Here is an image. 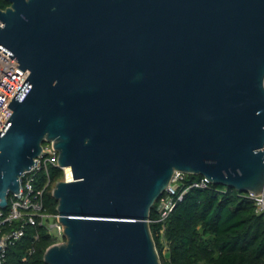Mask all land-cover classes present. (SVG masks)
Wrapping results in <instances>:
<instances>
[{"label":"water","instance_id":"water-1","mask_svg":"<svg viewBox=\"0 0 264 264\" xmlns=\"http://www.w3.org/2000/svg\"><path fill=\"white\" fill-rule=\"evenodd\" d=\"M3 1L0 49L28 76L0 211L44 142L71 171L45 264H161L149 216L175 172L264 193V0Z\"/></svg>","mask_w":264,"mask_h":264},{"label":"trees","instance_id":"trees-1","mask_svg":"<svg viewBox=\"0 0 264 264\" xmlns=\"http://www.w3.org/2000/svg\"><path fill=\"white\" fill-rule=\"evenodd\" d=\"M7 5L0 0L1 9ZM47 174L43 207L46 213L55 214L51 191L63 173L49 166ZM46 177L45 171L37 175L35 189L44 184ZM200 178L185 175L183 187ZM2 212L5 214L7 208ZM157 215L155 202L149 226L161 264H264V219L255 213L243 193L213 184L205 189L191 188L163 223L157 222ZM21 225L19 221L4 223L0 235ZM23 231L19 240L6 247L2 264H45L43 255L55 239L42 226L25 225Z\"/></svg>","mask_w":264,"mask_h":264},{"label":"built area","instance_id":"built-area-1","mask_svg":"<svg viewBox=\"0 0 264 264\" xmlns=\"http://www.w3.org/2000/svg\"><path fill=\"white\" fill-rule=\"evenodd\" d=\"M2 51L0 49V132H2V127H5L6 121L12 114L11 109L7 105L15 94L18 93V90L21 89V85L28 76V71L18 69L17 62L10 58L8 53L4 54ZM43 149L44 152L35 159L37 164L33 165L31 170L21 174V193L10 195L8 197L7 212L4 214L0 211V232L4 223H10L12 221L22 223L18 229L0 235V247L2 248L0 251V264H2L6 247L23 236V226L25 225L44 227L48 234L55 239L54 244L62 242L64 239L62 233L63 227L58 221V213L49 214L44 211L43 194L49 184L47 174V168L49 166L62 170L63 176L61 181H70L71 177L68 178L66 168L57 166V153L52 147L43 146ZM41 171H45L47 177L44 184L40 188L35 189L34 183L36 182L37 175ZM184 179L185 174L175 172L167 190L157 200V222H164L176 203L182 201L184 193L189 189H205L210 184L205 178L201 177L187 187H183ZM243 196L253 204L255 213L264 219V193H261V196L258 197H255L252 193H243ZM162 232L163 225L160 230V233Z\"/></svg>","mask_w":264,"mask_h":264},{"label":"bare ground","instance_id":"bare-ground-1","mask_svg":"<svg viewBox=\"0 0 264 264\" xmlns=\"http://www.w3.org/2000/svg\"><path fill=\"white\" fill-rule=\"evenodd\" d=\"M66 172H67V174H68V178H70L71 176H70V174H71V171H70V168H66Z\"/></svg>","mask_w":264,"mask_h":264},{"label":"rangeland","instance_id":"rangeland-1","mask_svg":"<svg viewBox=\"0 0 264 264\" xmlns=\"http://www.w3.org/2000/svg\"><path fill=\"white\" fill-rule=\"evenodd\" d=\"M43 146H44V147H48V146H51V145H50L49 143L44 142V143H43ZM62 242H63V240H62Z\"/></svg>","mask_w":264,"mask_h":264}]
</instances>
